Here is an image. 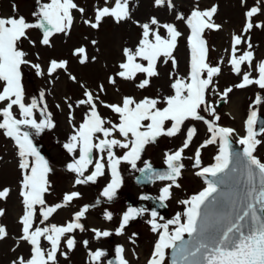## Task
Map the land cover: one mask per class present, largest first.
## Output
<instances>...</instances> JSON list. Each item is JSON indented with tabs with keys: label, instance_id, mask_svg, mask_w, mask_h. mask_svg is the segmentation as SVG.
<instances>
[{
	"label": "snow or ice",
	"instance_id": "snow-or-ice-1",
	"mask_svg": "<svg viewBox=\"0 0 264 264\" xmlns=\"http://www.w3.org/2000/svg\"><path fill=\"white\" fill-rule=\"evenodd\" d=\"M131 3L132 0H114V3L113 0H104V6L94 7L93 18H85L82 22L94 30H98L106 18H111L117 24L127 22L132 19ZM246 4L247 0H241L242 6ZM154 5L170 10L175 8L172 0H154ZM74 10L82 17L85 14V9L79 7L75 0H37L36 11L32 14L36 22H28L23 16L0 17V105H3L0 108V132L14 142L21 159V196L25 211L20 219L21 235L17 238L20 244L16 247L27 244L30 248L28 257L20 255L11 264H59V257L68 259L69 252L77 246L75 232L86 230L82 219L86 218L91 207L84 205L73 214L71 221L63 225L47 223L58 209L80 198L81 193H65L63 203L54 206L46 201V194L51 189L48 175L52 169L34 143V137L56 125L52 112L47 108L44 92H40L39 99L33 97L26 102L22 82L24 66H30L42 78H52L53 83L58 73L63 71L70 81L84 89L82 97L75 101L65 97L70 121L75 120L77 108L85 109L79 125L71 124L72 134L63 145L72 157L66 168L76 177L74 186L96 183L98 178L108 174L110 182L101 193L108 201L114 199L123 182L120 165L127 163L132 169L145 173L149 180L154 178L172 182L161 189L158 199L163 206V202L171 198L172 187H180L178 178L185 167L182 163L183 153L197 132L195 125L187 128L183 145L166 154V171L158 172L150 163L143 168H137V164L147 145L155 143L162 136L178 135L188 121H200L206 125L210 137L201 147L218 144L215 162L209 166L201 167V151L200 148L196 150L194 167L199 168L196 174L204 177L207 186L179 201L185 206L184 212L159 223L158 212L151 211V229L158 233V240L148 264H164L167 249L172 251V264H264V162L254 154L261 143L257 136L264 135V125L259 131L256 128L257 107L264 106V95L258 94L250 106L252 111L246 121V134L238 139V143L244 146L243 152L235 151L231 139L235 129L219 124L218 105L211 99L217 97L223 102L233 91V87L222 92L218 89L215 78L221 74L222 68L208 62L209 49L204 33L221 28L213 19L218 6L201 9L197 2L189 15L178 13L177 19L184 21L190 30L187 37L190 67L187 76L176 75L175 71L169 73L172 95L163 99L147 96L137 99L125 95L114 103L101 99L102 95L107 94L103 83H99L94 91L78 81L75 75L69 74L67 60L50 59L45 68L40 63L30 61L27 58L29 54L22 48L23 40L29 39L30 29H41L40 43L48 47L52 46L53 35H69L75 23ZM261 13L260 3L245 12V28L242 34L233 38L229 66L235 74L241 75V82L235 85L236 88L255 85L264 93V61L255 62L251 38H245L253 28L264 29V22H252V18ZM135 23L141 29L140 39L134 48L125 47L122 50L124 59L117 65L119 70L107 78L108 84L114 87L118 80L134 82L137 74H144L145 78L136 86L139 89L149 87L152 78L160 75L158 64L161 58L163 63L171 61L173 68L177 67L173 53L182 36L177 26L174 23L161 24L156 17H151L145 23ZM161 29H164L165 35H161ZM30 42L34 47L36 42ZM97 43L96 40L91 41L92 45ZM242 44L246 45V49L238 55V46ZM36 55L39 59V53ZM72 55L81 65L97 59L89 56L86 45L73 49ZM244 65H247L248 71L242 73ZM253 71L256 72L255 76ZM101 107L106 108L112 116L105 117L100 111ZM37 114L40 119H37ZM9 194L10 189L0 190L2 199ZM144 212L142 208H128L122 215L116 234L122 235L130 221ZM3 215L4 210L0 209V216ZM105 218L110 221L113 214L106 211ZM170 226L174 227L170 230ZM91 231L96 239L113 234L109 230L95 228ZM185 234L188 239H185ZM8 237L6 227L0 225V241ZM45 242L47 247L44 246ZM88 243L83 241L85 247ZM125 251L122 245L118 246L117 260L108 264H129ZM90 254L92 264H102L106 252L95 250Z\"/></svg>",
	"mask_w": 264,
	"mask_h": 264
},
{
	"label": "rangeland",
	"instance_id": "rangeland-1",
	"mask_svg": "<svg viewBox=\"0 0 264 264\" xmlns=\"http://www.w3.org/2000/svg\"><path fill=\"white\" fill-rule=\"evenodd\" d=\"M75 2L79 7L85 9V14L82 17L78 11H73L75 23L69 35H53L51 38L52 46L48 47L40 43L41 31L30 29L28 31L29 39L23 40L22 48L29 54L27 58L30 61L40 63L45 68H47L50 59L67 60L69 62L68 73L75 75L77 80L87 87L95 91L97 85L103 83L107 94L102 95L101 99L110 103L119 102L120 98L125 95H132L137 99H142L145 96L163 99L168 95H172L173 90L170 87L172 80L169 78V73L175 71L176 75L187 76L190 67V45L187 39L190 30L184 21L177 19L178 13H183L185 16L189 15L197 2L201 9H208L214 5L218 6V11L213 19L216 24L221 25V28L219 30H206L204 33L209 49L208 62L213 66L219 65L222 68L221 74L215 78L218 89L222 92L228 87H233V91L223 102L217 97L211 99L218 105L219 124L235 129L232 138L238 140L239 137L246 134V121L252 111L250 106L253 105L258 94L264 95V93H261V90L255 85L243 89L236 88L235 85L241 82V75L233 72L229 66V58L234 36L242 34L245 28V12L260 3L262 13L254 16L252 22H264V0H247L246 6L241 5V0H172L175 5L174 10H170L168 7H156L154 0H132L130 5L131 20L117 24L111 18H106L102 21L98 30L85 26L82 21L85 18H93L94 7L96 5L104 6V0H75ZM36 8L37 0H0V17L15 16L18 18L23 16L28 22H36V17L32 15ZM151 17H156L161 24L174 23L182 33L173 53L177 61V67L174 69L171 61L167 64L163 63V58H161V62L158 64L160 75L152 78L150 86L145 89H139L136 86L145 78L144 74H137L134 82L118 80L117 86L109 85L107 82L108 76L119 70L117 65L124 59L122 50L125 47L134 48L140 39L141 29L135 22L145 23ZM161 35H165L164 29H161ZM248 36H250L253 44L255 62L264 61V29L253 28L245 38L247 39ZM92 40H96L98 43L92 45ZM30 41L36 42L34 47ZM81 45L87 46L89 56L97 58L95 62L86 65L78 63L77 58L72 55V51ZM238 47L240 49L238 55L246 49V45L243 44ZM37 53H39V59ZM247 71L248 67L244 65L242 73ZM22 73L26 102H30L33 97L39 99L40 92H44L47 108L52 112V118L56 125L55 128L45 130L39 136L34 137V143L42 145L40 152L48 160L52 169L48 175L51 189L46 194V201L49 205L54 206L57 203H63L65 193L73 191L81 193L80 198L75 199L66 207L58 209L57 213L53 214L47 223L63 225L71 221L73 214L80 211L84 205L91 206L86 213V218L82 219L86 230L75 232L77 246L69 252L68 259L59 257V264H92L91 251L99 249V246L105 250L108 244L112 245L114 241L121 242L122 239H126L123 233L117 239L107 241L109 242L107 243L103 239L94 238L91 229L112 232V223L122 218L120 209L124 208L127 211L130 208V202L133 204L135 198L144 192L134 184V177L138 170L132 169L127 163L120 165L123 182L112 201H108L101 195L104 187L110 182L108 174L98 178L96 183L74 186L76 177L66 168L72 157L63 145L72 134L71 124L79 125L83 119L85 109L77 108L75 110V120L70 121L65 97L75 101L82 97L84 89L79 84L70 81L68 75L63 71L58 73L54 83L51 82L52 78L38 76L30 66H24ZM252 74L255 76L256 72L253 71ZM57 105H60V107L57 108ZM2 107L3 105H0V108ZM13 111L18 115L15 108ZM100 111L105 117L112 116L106 108L101 107ZM257 111L258 113L263 112L264 106H258ZM112 118L115 119V117ZM37 119H40L39 114H37ZM192 125H195L197 132L189 147L183 153L182 160L185 167L178 178L180 187L173 186L171 198L167 200L170 211L176 213V215L183 213L185 210V206L179 201L189 198L207 186L204 177L196 174L199 168L194 167V154L198 148L201 151V167L213 164L215 162L214 156L218 153V144L201 147L203 142L210 137L206 125L200 121H188L185 129L178 135L174 137L162 136L155 143L147 145L141 160L137 164V168H142L146 163L165 164L166 154L178 150L183 145L186 139V130ZM168 126H170V123ZM259 140H261V143L257 145L254 154L264 162V135H261ZM20 162L21 159L14 142L0 132V190L10 189V194L6 199L0 198V209L4 210V215L0 216V225L5 226L9 233L8 238L0 241V264H11V261L16 257L20 255L28 257L30 252L27 244L16 247L17 244H20L17 238L21 235L22 225L20 219L25 211L21 196L22 170L19 167ZM169 183L172 182L159 181L152 190L159 192ZM106 211L113 214L110 221L105 218ZM144 217L141 216L136 221H130V224L132 227L133 225L138 227ZM37 222H39V216H37ZM130 229L132 228L129 227L125 232L127 233ZM171 229L172 227H170ZM136 231L132 232V238L134 239L137 238L133 235ZM139 232L140 237L149 236L152 229L144 225L141 226ZM112 235L117 234L113 233ZM109 238L110 236L105 239L109 240ZM83 241L89 242L87 247L84 246ZM44 246H48L46 242ZM137 246L138 244L135 245V247ZM131 247L134 249V253L127 248L126 256L133 258L135 255V261L138 263L139 253L135 250V247ZM13 248H16V250L13 251ZM64 250L67 251V249ZM167 250L166 256L168 255ZM135 261L132 264H135Z\"/></svg>",
	"mask_w": 264,
	"mask_h": 264
},
{
	"label": "water",
	"instance_id": "water-1",
	"mask_svg": "<svg viewBox=\"0 0 264 264\" xmlns=\"http://www.w3.org/2000/svg\"><path fill=\"white\" fill-rule=\"evenodd\" d=\"M261 119V118H260ZM233 149L235 150V151H238V152H243V149L240 147V145L239 144H236V143H233ZM152 167H153V169H155L156 171H158V172H163V171H166L167 170V167H157V166H153L152 165ZM144 176H146L147 177V175L145 174V173H140L139 174V176H138V181H141V178L142 177H144ZM154 179V178H153ZM147 180L148 181H151V180H149L148 179V177H147ZM185 239H188V236L187 235H185ZM170 263L172 264V251H170Z\"/></svg>",
	"mask_w": 264,
	"mask_h": 264
}]
</instances>
